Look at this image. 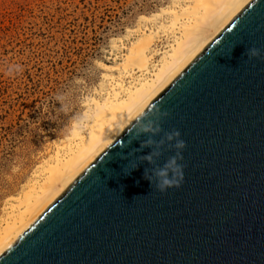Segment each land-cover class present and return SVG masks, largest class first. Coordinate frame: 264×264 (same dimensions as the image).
I'll return each mask as SVG.
<instances>
[{"label":"water","instance_id":"obj_1","mask_svg":"<svg viewBox=\"0 0 264 264\" xmlns=\"http://www.w3.org/2000/svg\"><path fill=\"white\" fill-rule=\"evenodd\" d=\"M252 48L261 55L249 58ZM166 163L179 185L161 191ZM0 264H264V0H251Z\"/></svg>","mask_w":264,"mask_h":264},{"label":"rangeland","instance_id":"obj_2","mask_svg":"<svg viewBox=\"0 0 264 264\" xmlns=\"http://www.w3.org/2000/svg\"><path fill=\"white\" fill-rule=\"evenodd\" d=\"M167 8L171 0H0V223L87 120L99 64L120 63L142 18L162 19ZM171 42L162 33L155 48Z\"/></svg>","mask_w":264,"mask_h":264},{"label":"bare ground","instance_id":"obj_3","mask_svg":"<svg viewBox=\"0 0 264 264\" xmlns=\"http://www.w3.org/2000/svg\"><path fill=\"white\" fill-rule=\"evenodd\" d=\"M251 0H171V8L136 31L121 62L100 63L103 80L87 120L21 195L0 223V255L7 251L104 152L152 101L219 35ZM158 18V19H157ZM162 33L172 37L165 52L155 48ZM114 49L119 46L113 41ZM161 56L158 63L155 58ZM118 57V56H117ZM99 87V86H98ZM75 126V124H74Z\"/></svg>","mask_w":264,"mask_h":264},{"label":"clouds","instance_id":"obj_4","mask_svg":"<svg viewBox=\"0 0 264 264\" xmlns=\"http://www.w3.org/2000/svg\"><path fill=\"white\" fill-rule=\"evenodd\" d=\"M247 51V55L249 56V58H253V57H259L261 55V52L259 49L256 48H252V49H248ZM145 131H148L147 128H145ZM180 136V133L178 131H174L170 134H168V139L171 141L173 140L174 137H176V143L175 146L177 148H183L184 147V142L180 139H178ZM171 164H175V158H172L170 161ZM167 167V163L165 164V166L163 168L160 169V171L157 173L158 176H163L165 177L162 181H158L157 183V187L161 190V191H165L167 187L176 184L177 186L179 185V181L177 179L173 178H167V173L165 172L164 168ZM174 171L179 172V166H177L176 169H174ZM151 186H152V181L150 179H147Z\"/></svg>","mask_w":264,"mask_h":264}]
</instances>
